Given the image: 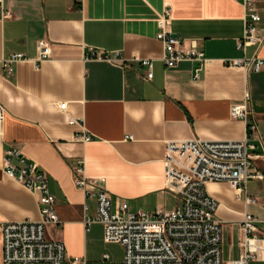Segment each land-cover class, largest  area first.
I'll list each match as a JSON object with an SVG mask.
<instances>
[{
  "label": "crops",
  "instance_id": "0c3cea01",
  "mask_svg": "<svg viewBox=\"0 0 264 264\" xmlns=\"http://www.w3.org/2000/svg\"><path fill=\"white\" fill-rule=\"evenodd\" d=\"M167 8V30L183 39L184 50L194 45L205 56L200 79L194 78L198 63L168 69L162 61L158 21ZM256 8L262 42L239 50L248 22L239 0H1L0 226L39 220L37 195L5 173L6 154L16 148L44 173L56 198L60 224L48 228V237L87 264H123L124 249L105 241L103 225L86 230L84 206L93 216L96 203L76 187L75 169L84 164L86 177L100 179L113 199L127 204L166 192V144L244 140L246 123L230 112L246 94L259 130L252 153L264 174V69L252 73L224 65L264 59V0H256ZM41 41L50 44L51 57L39 64ZM90 49L112 58L119 54V61L89 59ZM16 54L26 59L8 75L3 62ZM142 61L153 64L151 80ZM84 135L92 140L84 141ZM207 189L219 203L224 260L230 262L239 255L244 214L264 219V180L247 185V193L260 200L256 205H246L245 194L236 197L225 183ZM256 228L264 244V223ZM2 258L0 233V264Z\"/></svg>",
  "mask_w": 264,
  "mask_h": 264
},
{
  "label": "built area",
  "instance_id": "2783aa9c",
  "mask_svg": "<svg viewBox=\"0 0 264 264\" xmlns=\"http://www.w3.org/2000/svg\"><path fill=\"white\" fill-rule=\"evenodd\" d=\"M244 9L247 25L243 38L237 48L245 50L262 42L257 25L262 17L256 8V0H239ZM1 3V0H0ZM171 10L165 9L158 24L161 29L157 40L164 47L162 61L168 69L177 68L183 62H195L199 67L194 78L200 79L204 63L203 53L196 46L184 50V41L167 30ZM37 63L51 57V46L45 41L38 45ZM89 59L119 61L90 49ZM22 54L8 57L3 67L8 75L13 65L25 60ZM147 68L146 80L153 78V64L142 61ZM228 67H241L248 72L259 73L264 69V59L226 60ZM39 68V65H36ZM251 97L246 94L243 103L234 105L230 115L247 125V136L242 141L208 142L192 140L169 142L165 147L164 170L165 190L179 200L171 211L158 210L148 213L143 210L131 212L123 199H113L102 187V181L85 176L84 164L75 169V185L86 200L96 203L95 214L87 215L89 206L85 205V228L93 224L104 227V239L117 243L124 249L123 264H255L260 258L261 244L255 233L256 224L264 219L245 213L240 223L243 239L239 245V255L235 260H224V226L218 218V201L208 192L211 183H225L239 197L245 194L246 205L259 204L257 196L247 193L250 181L264 180V174L257 167L258 157L252 153L255 146L251 141L259 134L258 126L250 108ZM65 104L60 105L64 110ZM3 109L0 107V125ZM75 124V121H70ZM84 141H91L84 135ZM126 140H132L126 136ZM6 175L16 181L28 192L37 195L39 220L7 222L0 226L3 239L2 264H87L83 258L70 257L63 242L50 239L48 228L60 224L56 210V198L51 192L47 177L38 166L28 161L22 153L13 148L7 152L5 161ZM262 246V248H263ZM104 260L108 259L105 255Z\"/></svg>",
  "mask_w": 264,
  "mask_h": 264
},
{
  "label": "rangeland",
  "instance_id": "374dc122",
  "mask_svg": "<svg viewBox=\"0 0 264 264\" xmlns=\"http://www.w3.org/2000/svg\"><path fill=\"white\" fill-rule=\"evenodd\" d=\"M178 204L179 200L177 197L167 191L154 193L128 202L129 210L131 212L143 210L148 213H154L159 209H162L163 211H171Z\"/></svg>",
  "mask_w": 264,
  "mask_h": 264
}]
</instances>
